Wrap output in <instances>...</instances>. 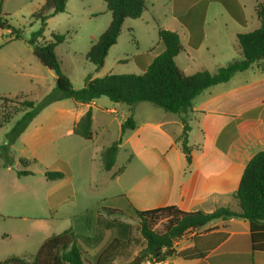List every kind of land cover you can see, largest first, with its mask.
<instances>
[{"label": "crops", "instance_id": "0c3cea01", "mask_svg": "<svg viewBox=\"0 0 264 264\" xmlns=\"http://www.w3.org/2000/svg\"><path fill=\"white\" fill-rule=\"evenodd\" d=\"M204 2L207 0L194 1L189 7V12L182 18L174 16L177 23L172 29H168L176 32L181 29L186 34L187 45L182 44L184 51L181 53L185 54L187 59L185 67L181 69L186 75H193L198 71L211 73L221 67V64L212 63L215 61L217 46L211 47L205 43L204 28L208 18L205 17L206 14L198 13L202 12L198 7ZM209 6L208 4L207 7ZM230 18L242 28H248L234 17ZM216 20V17L213 18L214 23ZM225 21L229 24L233 23L227 17ZM216 29L219 30L218 27ZM237 30L236 39L238 34H242L240 28ZM231 45L232 49L229 53L223 51L228 62L242 58L238 44L233 42ZM162 49L157 52L151 49L152 54L148 59L139 62L143 72ZM179 56L180 54L176 57V61ZM208 57H214L213 61ZM64 101L55 102L46 108H56L50 115L53 116L52 120L57 126L50 132L43 133L44 137L35 145H40L41 142L51 155L50 146L55 137H58L62 141L59 142L58 147L66 150L65 155H70L66 164L71 166L70 162L74 161L76 156V153L72 155L70 152L73 150L71 142L80 144L82 150L89 149L90 161L95 166L94 174L98 172L102 174L96 178L92 175L84 189L94 203L90 207L78 208L69 196L75 193L72 185L74 174L71 171H64L62 169L64 160L60 162L62 157L59 154L54 155L53 165L48 170L60 171L64 173V178L49 182L44 176L45 180L40 179V181L44 180L42 184L47 188L44 196L40 194V189H35L33 193L25 191L22 195H26L27 198L40 195L43 208L48 210V215L43 218L40 216L28 218L31 222L27 223L35 229V232L39 231L43 236L36 241V246L34 243V248L40 247L48 238L65 230H74L72 225L74 220L83 221L80 222L81 230L93 237L98 217H106L105 209H114L125 214H131L134 210L144 211L168 206H176L185 212H213L221 207L239 210L235 194L245 166L253 153L264 150V72L257 64L247 71L237 73L230 81L205 90L193 101L188 114L182 116L165 112L158 107L153 108L149 103L125 107L121 105L122 103L108 102L100 98L90 104L75 102V106L69 107ZM88 110H91L93 115V139L88 141L81 138L86 142L81 144L77 138H72H80L73 133V129ZM118 114L121 118L116 116ZM129 115L133 117L136 128L127 129L123 133L116 164L112 170L105 171L102 153L120 138L122 125ZM184 116L191 128L188 137L189 146L192 148L191 163L187 162L178 141L183 133L182 117ZM35 121L36 119L31 122L11 147L12 153L14 147L28 136V131ZM114 122L119 130L117 139L101 141ZM96 126L101 130L98 134L95 132ZM100 133L104 135L102 139ZM122 151L128 154V158L119 167ZM24 160L28 163L33 161ZM18 171L22 170L0 165V220L2 221L17 215V210L13 206L15 198L8 195L11 183L24 188L25 179L33 176L18 177ZM26 171L31 170L28 167ZM28 204L31 206L30 203ZM62 209L68 210L61 213ZM87 215L89 216L87 221H91L89 224L84 223ZM69 225L70 228L65 229ZM86 228H90L92 233H87ZM109 234L112 235V231L107 230L104 238L106 239ZM10 235L8 232L0 233V243L4 245V241H10ZM105 239L92 246H85V250L89 253ZM175 249L177 253L196 249L205 256L193 260L174 256L159 264H264V253L252 251L250 223L240 218L214 220L186 234L175 244ZM35 252L36 250H33L27 255ZM12 256L6 254V259Z\"/></svg>", "mask_w": 264, "mask_h": 264}, {"label": "trees", "instance_id": "16d2710c", "mask_svg": "<svg viewBox=\"0 0 264 264\" xmlns=\"http://www.w3.org/2000/svg\"><path fill=\"white\" fill-rule=\"evenodd\" d=\"M4 0H0L2 7ZM68 0H45L41 9L33 14V18L41 22L42 27L33 34L29 43L33 53L40 63L56 74V87L45 99L36 104L25 99L21 105L23 115L17 120L6 134L7 143L0 146L4 152L3 167L14 164L11 147L26 131L34 118L51 104L71 99L76 103L90 104L96 99L107 97L114 103L126 104L134 107L140 103H150L165 112L187 115L192 108L193 101L205 90L212 86L230 81L237 73L247 71L257 64L264 72V1L256 8V15L260 22L259 28L254 31L238 34V46L242 53L241 59H235L228 65L218 69L216 73L209 71L186 75L176 64V57L184 51L180 36L171 30L159 28V41L162 52L153 59L151 64L141 75L136 74H109L101 78L87 77L81 89H75L69 77L62 71L56 48L65 41V35L52 33L53 42L40 43L47 21L64 13ZM111 13L112 20L108 29L92 43L87 59L95 65L96 70L103 68L110 49L117 44L122 27L127 19H140L146 11L144 0H105ZM227 10L238 22L244 24V19L238 17L240 7L234 9L231 4H225ZM0 28L12 29L15 40L21 38V32L12 27L9 21L4 20L0 13ZM2 99V98H0ZM5 99V98H4ZM10 100H8L9 102ZM14 113L7 112L0 117V127L10 123ZM183 133L178 141L181 144L188 163H191L192 148L189 146V132L191 128L186 117H182ZM93 115L88 110L73 129V133L85 140L93 139ZM136 128L133 117L130 116L122 125L120 138L102 153L103 167L110 171L116 164L119 149L122 144L123 133ZM1 159V156H0ZM20 164L28 167V161L21 160ZM18 177L33 175L31 171H18ZM49 181L64 178L60 171H45ZM237 207H221L213 212H185L176 206H168L151 210H134L138 219L139 231L145 241L140 258L150 264L165 262L168 258L178 256L185 260L204 258V254L196 249H189L177 253L175 244L186 234L198 230L217 219L240 218L247 220L251 226L252 251L264 253V150L257 151L248 160L238 190L235 194ZM106 217H98V229L102 235L105 230L125 229L119 219L127 216L114 209H105ZM113 217V218H112ZM165 220L162 229L158 225ZM129 227L128 236L131 233ZM87 246H92V239L85 240ZM139 242L133 243L131 237L126 239L118 236L104 248L96 260L83 247L77 244L76 233L72 229L47 239L38 252L31 256L30 262L22 257H10L0 264H134L131 261L133 249ZM136 259V258H135Z\"/></svg>", "mask_w": 264, "mask_h": 264}, {"label": "rangeland", "instance_id": "374dc122", "mask_svg": "<svg viewBox=\"0 0 264 264\" xmlns=\"http://www.w3.org/2000/svg\"><path fill=\"white\" fill-rule=\"evenodd\" d=\"M144 1L146 4V11L140 19L126 20L117 44L110 49L105 64L99 71H97L95 65L87 59V54L91 49L92 43L99 39L111 23L112 16L107 8L105 0H68L66 11L51 17L47 21L43 35L38 39V42L42 44L53 42L52 33L65 35L66 39L56 48V53L59 57L62 71L69 77L75 89L83 88L85 80L89 76L101 78L109 74L141 75L144 72L139 62L148 59V56L152 54L151 49L157 52L162 48L161 43L160 46H158L160 42L158 34L159 28L172 29L177 23L174 16L179 19L182 18L183 15L189 12L191 4L198 0ZM262 1L264 0H207V2H204L198 7L202 11L198 13H202L201 15L206 14L205 17L208 18V23L205 24L204 28L206 34L205 43L211 45V47L217 46L215 61L212 59L214 57H208L212 59L214 65L221 64V67H224L232 62L227 61L225 52L227 51L229 53V50L232 49L231 44L233 42L238 44V39L235 38L238 28L242 30L241 33H247L260 26V22L256 15V8ZM44 3L45 0H4L2 7L0 5L1 17L9 21L13 28L21 32V38L15 40L12 29L0 28V98H2L0 99V117L7 114L9 111L14 113L11 122L0 127V146L7 143L6 134L24 113L21 103L27 99L39 104L56 87V74L40 63L34 55L33 48L29 43L33 34L42 27L41 22L33 18V14L39 11ZM208 4L210 5L209 7H207ZM225 4H231L234 9L238 7L241 8L238 11V17L244 19V24L247 25L248 28H242L230 18L232 15L227 10ZM215 17L217 19L216 23L213 22V18ZM226 17L233 23L229 24L225 21ZM216 27H218L219 30H217ZM180 30H178L179 32L174 30V32L180 36L182 44L187 45L186 34H184L185 32L183 30ZM205 50L206 49H203V51ZM176 62L180 70L183 69L185 67V62H187L185 54H180ZM196 65L199 66V64ZM218 69L211 73H216ZM8 100L10 101L8 102ZM102 100L111 102L107 97H102ZM64 102L69 107L75 106V102L71 99H65ZM121 105L127 107V105ZM150 106L156 108V106L152 104ZM45 109L34 118L36 121L29 129L28 136L24 138L22 143H18L14 147L13 153H10L14 160V164L10 167H15L23 171L29 167L34 173L33 176L25 179L24 188L17 187L13 183L9 186L10 192L8 195L11 198H15L13 206L17 210V215L15 216L16 218L5 219V221L0 220V233L8 232V234H11L10 241H4V245L0 243V253H2V255H0V261L2 259L5 261L4 259H6L7 254L8 256L13 255L12 257H22L30 262L32 259L31 256H34L42 246L34 248V243L36 246V241L43 236L39 234V231L35 232V229L27 222H31V220H28L31 216H40L41 218L47 216L48 210L45 207L43 208L40 195L39 197L33 195L29 198H27L26 195H22L25 194V191L33 193L35 189H40V194H42V196L45 195L47 188L42 184L45 180L44 172L50 171L48 168L53 165L52 160L54 155L59 154L62 157L60 162L64 160L65 163L62 165L64 171H71V173L74 174L72 185L75 193L69 195L73 203L77 205L74 206L78 208L85 206L90 207L94 203V200L89 199L91 196H88L84 192V189L90 182L92 175L96 178L102 173L98 172V174H94L95 166L90 161L91 154H89V149L85 148L82 150L80 144L78 145L72 141L71 148L73 150L70 152L72 155L76 153V156L75 159L72 158L74 161L70 162L71 166H68L66 161L70 158V155H65L66 150L58 147L59 142L62 143L61 139L58 137H55L53 144L50 146L49 150L52 152L51 155L41 142L40 145H35L36 142L41 141L44 137L43 133H48L57 126L56 122L52 120L53 116L50 115L56 108L54 109V107H51ZM116 116L121 118L120 114ZM130 116L131 115L128 117ZM58 122L60 123L61 121ZM63 126L65 127L66 125ZM96 128L95 132L98 134L101 130L98 129V126H96ZM118 132L119 130L117 129L116 122H114L109 126V130L105 133V136L102 135V133H100L99 136H101V139L102 136H104L101 141L106 139H117ZM72 138H77L78 142L86 144L81 137ZM0 156V165H3V150H0ZM127 158L128 154L122 151L118 166L120 167L123 165L127 161ZM24 159L33 160L28 163L30 165L27 168H24L19 163L21 160L24 161ZM41 178H44V180L40 181ZM50 187H52V185ZM28 203H30L31 206H29ZM67 210L68 209H62L60 212L63 213ZM85 219L84 223L89 224L91 222L87 221L89 219L88 215ZM113 220L127 225L123 226L125 229H117L116 231L109 230L110 232L112 231V235H107L106 239L104 237L107 230L103 231L102 235H100L101 231L98 229L97 223L95 225L96 230L94 236L90 237L81 230L82 226L80 222L83 221L79 222L78 220H74L72 225L74 227L73 231L76 233L77 244L85 249V246H87L85 240L87 238L92 239V243H98L105 239L104 242L96 245L93 247V250L89 252V254L93 256L91 260H96L98 254L106 248L115 237L121 236L125 238V240L131 237L133 243L139 242V246L133 249L131 261L140 257L145 241L139 231L138 219L135 211L131 214H127V216L123 218L120 217L119 219ZM165 222L166 221L163 220L158 225V229H162ZM129 227H131L132 230L130 236L127 234ZM68 228H70V225L65 229ZM85 231L87 233H92L90 228H86ZM33 250H36L34 254L27 255L32 253ZM138 264L150 263L142 259Z\"/></svg>", "mask_w": 264, "mask_h": 264}, {"label": "water", "instance_id": "95a60500", "mask_svg": "<svg viewBox=\"0 0 264 264\" xmlns=\"http://www.w3.org/2000/svg\"><path fill=\"white\" fill-rule=\"evenodd\" d=\"M142 259L140 257H137L135 260H134V264H138Z\"/></svg>", "mask_w": 264, "mask_h": 264}]
</instances>
